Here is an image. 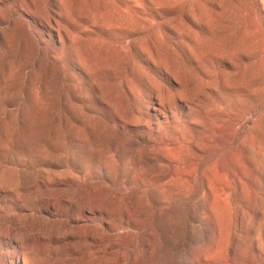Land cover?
Instances as JSON below:
<instances>
[{
	"label": "rangeland",
	"instance_id": "1",
	"mask_svg": "<svg viewBox=\"0 0 264 264\" xmlns=\"http://www.w3.org/2000/svg\"><path fill=\"white\" fill-rule=\"evenodd\" d=\"M146 242L264 264V0H0V264H141Z\"/></svg>",
	"mask_w": 264,
	"mask_h": 264
},
{
	"label": "bare ground",
	"instance_id": "2",
	"mask_svg": "<svg viewBox=\"0 0 264 264\" xmlns=\"http://www.w3.org/2000/svg\"><path fill=\"white\" fill-rule=\"evenodd\" d=\"M161 92V91H160ZM163 98L164 97H162V95L160 94L159 95V99H160V102H159V104H158V106H155V110L157 111V112H159V113H161V114H165L166 113V108H167V103L165 102V99L163 100ZM182 144H184L183 142H182ZM172 149V148H171ZM184 167V166H183ZM182 167V168H183ZM164 173V172H163ZM162 173V174H163ZM170 174H171V176L173 177H175L176 179H183V181H185V182H188V183H190L192 180L194 181V179H195V176L197 175V174H195V173H189V172H185V171H182L181 170V168L179 167V166H176V165H174L173 166V168L170 170ZM158 175H160V174H158ZM229 175H231L232 176V174L230 173ZM234 175V180H233V183L235 184V183H239L240 182V178H239V176L237 175H235V174H233ZM140 176V175H139ZM143 176V175H142ZM227 178H228V176H227ZM150 179V178H149ZM203 181H204V179H208V182H209V178L206 176V174L204 173L203 174ZM231 181V180H230ZM203 183V182H202ZM160 184V183H159ZM186 184V183H185ZM210 184V183H209ZM201 185V184H200ZM242 185V184H241ZM207 186V185H206ZM232 184H229V183H225V184H223V183H216L215 184V187L214 188H211L210 190H211V192H208V194L209 195H214L215 197H217L216 198V202H214L215 204H216V206H217V203H218V201L220 200V198H223V196H229L230 194H229V190L231 191V189H232ZM236 186V185H235ZM238 186V185H237ZM242 187V186H241ZM178 188V187H177ZM186 188V187H185ZM236 188V187H235ZM240 188V187H239ZM238 188V189H239ZM182 189H183V187H182ZM241 189H243V187L241 188ZM181 190V189H180ZM192 190V189H191ZM202 190V189H201ZM240 190V189H239ZM243 190H245V189H243ZM176 192H177V190H176ZM180 192V191H179ZM183 192V191H182ZM185 192H187V191H185ZM247 192V191H246ZM245 193V192H244ZM169 194V193H168ZM178 194V193H177ZM180 194V193H179ZM174 195V194H173ZM185 195V194H184ZM188 195V194H187ZM235 195V194H234ZM239 195V194H238ZM192 196V195H191ZM235 197V196H234ZM245 197H247V196H245L244 195V200L246 199ZM172 198V197H171ZM177 198H178V196H177ZM242 198V197H241ZM248 198V197H247ZM212 199V198H211ZM235 199H236V197H235ZM234 199V200H235ZM237 199H239L240 200V198H238L237 197ZM258 199V198H257ZM175 200V199H174ZM231 201V200H230ZM246 201H247V199H246ZM207 202V201H206ZM209 202V201H208ZM221 202V201H220ZM223 202V201H222ZM239 202V201H238ZM259 202V201H258ZM179 203H180V200H179ZM182 203V202H181ZM185 203V202H184ZM224 203V202H223ZM250 203H252L251 201H250ZM260 203V202H259ZM258 203V204H259ZM237 204V203H236ZM249 204V203H248ZM254 204V203H253ZM252 204V205H253ZM258 204H256V205H258ZM239 205V204H238ZM252 205H251V207H252ZM227 207V204H225L224 205V207ZM245 206V205H244ZM206 207V206H205ZM248 207V206H247ZM240 208H241V206H240ZM258 208V207H257ZM210 210V209H209ZM208 210V211H209ZM245 211V209L242 211V212H244ZM218 212H219V210H218ZM209 213H212V212H209ZM208 213V214H209ZM240 213V212H239ZM213 214H211V215H209V216H212ZM240 215H241V213H240ZM209 216H208V218H209ZM226 216V215H225ZM232 216V215H231ZM229 217V216H228ZM102 218V217H101ZM211 218V217H210ZM217 219H220V215H217V217H216ZM231 218V217H230ZM234 218V217H233ZM103 219V218H102ZM160 219V218H159ZM214 219V218H213ZM227 219V218H226ZM226 219H224V220H226ZM237 219V218H236ZM114 220V219H113ZM207 220H209V219H207ZM222 220H223V218H222ZM159 221V220H158ZM214 221V220H213ZM236 221V220H235ZM225 222V221H224ZM227 222V221H226ZM155 223H157V221L155 222ZM221 223V222H220ZM227 224V223H226ZM237 224V223H236ZM212 225V224H211ZM238 225H240V224H238ZM215 226H217V224L215 225ZM231 227H232V225H230ZM154 229V228H153ZM219 229V228H218ZM229 229H230V227H229ZM213 230H214V228H213ZM232 230V229H231ZM230 230V231H231ZM234 230V229H233ZM155 231H157L158 232V230H155ZM154 231V232H155ZM236 231H238V230H236ZM140 232V231H139ZM142 232V231H141ZM232 233V232H231ZM132 234V232H131V230H128L127 231V236L128 237H130V235ZM230 234V233H229ZM101 235H107L106 233H104V234H101ZM135 235V234H134ZM142 235V234H141ZM158 235V234H157ZM222 235V234H221ZM237 236L239 235V234H236ZM132 236V235H131ZM136 236V235H135ZM155 236V235H154ZM167 236V235H166ZM233 236V235H232ZM242 236V235H241ZM142 237V236H141ZM164 237V236H163ZM249 236L247 235V238H248ZM139 238V237H138ZM150 238V237H149ZM158 238V237H157ZM161 238V237H160ZM236 238V237H235ZM246 238V239H247ZM136 239V238H135ZM143 239H145V238H143ZM153 239V238H152ZM159 239V238H158ZM176 239H178V238H176ZM217 239V238H216ZM249 239V238H248ZM164 240V239H163ZM229 241H231L230 239H228ZM252 240V239H251ZM129 242L128 243H131V238H130V240H128ZM133 241V240H132ZM137 241V240H136ZM146 241V240H145ZM151 242H152V240H150ZM213 241V240H212ZM246 241V240H245ZM249 241V240H248ZM176 242V241H175ZM227 242V241H226ZM250 242V241H249ZM154 243V242H153ZM248 243V242H247ZM132 244V243H131ZM139 244V243H138ZM143 243H140L139 244V246L140 245H142ZM157 243H155V245H156ZM161 244V243H160ZM169 244V246H170V243H168ZM224 244V243H223ZM230 244V243H229ZM233 244V243H232ZM231 244V245H232ZM237 244H238V242H237ZM135 245V244H134ZM154 244H149L148 242H146L145 243V245L144 246H142V248L140 247L137 251H136V255L137 256H141V259L143 260H141L142 262H141V264H162L161 263V261H164V260H166V258H164L165 256H166V254H168V253H166L167 251H166V249L165 250H163V249H161L160 247H156ZM158 245V244H157ZM164 245V244H163ZM228 245V244H227ZM246 245V244H245ZM159 246V245H158ZM172 246H174V245H172ZM243 246V245H242ZM237 247V246H227V247H224L222 244H218L216 247H213V248H206L205 250H203L204 252H206V253H208V255L206 256V257H204V258H200V260L198 261L199 262V264H243L242 262H244V260L243 259H241L240 257L238 258L237 257V255H242L243 254V256H244V254H246V252H247V248H244V247ZM135 247V246H134ZM138 247V246H137ZM166 247V246H165ZM165 247H163V248H165ZM248 247V246H247ZM257 247V246H256ZM177 248H179V246L177 247ZM174 249H176V248H174ZM173 249V250H174ZM251 249V248H250ZM170 250V249H169ZM180 250V249H179ZM257 250H259V249H255V248H252V250H251V256L252 257H250L251 258V260H253L254 261V254L257 252ZM262 250V249H261ZM177 251V250H176ZM105 252V251H104ZM121 252V251H120ZM131 251H130V249H128L125 253H126V255H129V256H131L130 254L132 253H130ZM179 252V251H178ZM183 252V251H182ZM176 254H178V253H176ZM183 254V253H182ZM179 255V254H178ZM178 255H176V256H178ZM247 255V254H246ZM250 255V254H249ZM256 255V254H255ZM23 256V261H24V264H30V259L27 257V255L26 254H23L22 255ZM186 256V255H185ZM127 257V256H126ZM191 257V256H190ZM242 257V256H241ZM133 258V257H132ZM180 258H182V256L180 257ZM130 259V258H129ZM243 260L242 262H241V260ZM124 260H125V258H124ZM128 260V259H127ZM136 260V259H135ZM256 260V259H255ZM239 261H240V263H239ZM245 261H246V259H245ZM249 261V260H248ZM120 262V261H119ZM118 262V263H119ZM126 262V261H125ZM181 262V261H180ZM116 263V262H115ZM168 263V262H167ZM196 263V262H195ZM132 264V263H131ZM133 264H137V262H135V263H133ZM170 264H173V263H170ZM184 264H186V263H184Z\"/></svg>",
	"mask_w": 264,
	"mask_h": 264
}]
</instances>
